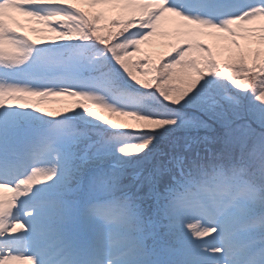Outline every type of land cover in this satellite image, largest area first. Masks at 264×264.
Instances as JSON below:
<instances>
[{
	"label": "snow or ice",
	"instance_id": "1",
	"mask_svg": "<svg viewBox=\"0 0 264 264\" xmlns=\"http://www.w3.org/2000/svg\"><path fill=\"white\" fill-rule=\"evenodd\" d=\"M0 201V264H264V0H0Z\"/></svg>",
	"mask_w": 264,
	"mask_h": 264
},
{
	"label": "rangeland",
	"instance_id": "2",
	"mask_svg": "<svg viewBox=\"0 0 264 264\" xmlns=\"http://www.w3.org/2000/svg\"><path fill=\"white\" fill-rule=\"evenodd\" d=\"M22 23H27L24 18H20ZM34 36V38H39V34H32ZM164 49H159V51H163ZM9 55H12V51L9 50L8 51ZM3 79H7V77H4ZM38 103H40V106L45 108L46 110H52V111H62L64 107L66 106H70L71 105V100L67 97L64 96H55V97H41L39 98V100L37 101ZM78 104H83L86 105L87 107H92V108H96L93 106V103L91 101L88 100H79L77 101ZM99 110H102L104 113L106 114H111L115 117V123L119 124V122H123L124 120V124H126V118L128 119V123H130V128L129 130H135V129H139L140 125L137 121V117L139 114L136 112H120V111H112L111 109L108 108H96ZM111 112V113H109ZM107 118V117H104ZM132 128V129H131ZM125 135H127V137L129 138V140H127V142L125 141L124 145H127L129 147V149H135L137 148L139 145L137 144L136 140L134 139V133L132 131H128V132H124ZM4 202L0 201V209L4 208Z\"/></svg>",
	"mask_w": 264,
	"mask_h": 264
},
{
	"label": "trees",
	"instance_id": "3",
	"mask_svg": "<svg viewBox=\"0 0 264 264\" xmlns=\"http://www.w3.org/2000/svg\"><path fill=\"white\" fill-rule=\"evenodd\" d=\"M88 108H91L93 112H97V113H99V115H101L103 117H107L105 119L108 122H110L114 127H117V128H119V127H126V125H127V124H124L123 123L124 120H123V122H119V124H116L115 123V117L113 115H111V114H106L103 111L98 110L96 108H92V107H88ZM138 122H141L142 129L143 128L152 127V126L156 125L157 123H159L157 121L152 120L151 118H148V117L142 118V117H139V116H138Z\"/></svg>",
	"mask_w": 264,
	"mask_h": 264
}]
</instances>
